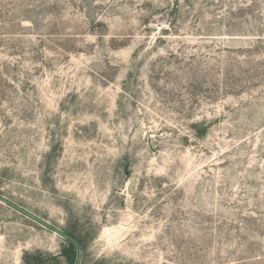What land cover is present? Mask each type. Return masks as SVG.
<instances>
[{
    "label": "rangeland",
    "instance_id": "rangeland-1",
    "mask_svg": "<svg viewBox=\"0 0 264 264\" xmlns=\"http://www.w3.org/2000/svg\"><path fill=\"white\" fill-rule=\"evenodd\" d=\"M0 196L78 264H264V0H0ZM64 244L0 200V264Z\"/></svg>",
    "mask_w": 264,
    "mask_h": 264
},
{
    "label": "trees",
    "instance_id": "trees-1",
    "mask_svg": "<svg viewBox=\"0 0 264 264\" xmlns=\"http://www.w3.org/2000/svg\"><path fill=\"white\" fill-rule=\"evenodd\" d=\"M62 232L65 234L66 237H63L65 244L62 247L61 255L65 258L68 264H76L78 250H80V252L82 253L84 250L82 240L73 229H67L66 231Z\"/></svg>",
    "mask_w": 264,
    "mask_h": 264
},
{
    "label": "water",
    "instance_id": "water-1",
    "mask_svg": "<svg viewBox=\"0 0 264 264\" xmlns=\"http://www.w3.org/2000/svg\"><path fill=\"white\" fill-rule=\"evenodd\" d=\"M0 200L3 201L4 203H6V204H8V205H10V206H12V207H14L15 209H17V210L20 211L21 213L25 214L26 216L30 217L31 219H33V220H35V221H38V222L44 224V225L47 226V227H50L51 229H53L56 233H58V234L61 235L62 237H66L65 234H64L61 230L51 227V226L48 225L47 223H45V222L39 220L38 218H36L35 216H33V215H31L30 213L26 212L25 210L21 209L20 207H18V206H16V205L12 204L11 202H9L8 200H6L5 198H3V197L0 196ZM80 254H81V252H80V250H78V257H77L76 264H78V263L80 262V259H81V255H80Z\"/></svg>",
    "mask_w": 264,
    "mask_h": 264
}]
</instances>
